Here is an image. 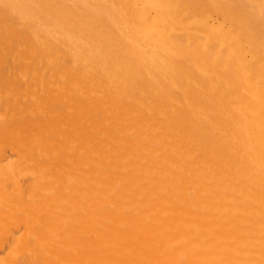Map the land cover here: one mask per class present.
I'll return each instance as SVG.
<instances>
[{
	"label": "bare ground",
	"instance_id": "bare-ground-1",
	"mask_svg": "<svg viewBox=\"0 0 264 264\" xmlns=\"http://www.w3.org/2000/svg\"><path fill=\"white\" fill-rule=\"evenodd\" d=\"M0 7L8 22L16 12L24 30L33 28L27 40L13 35L26 47L31 38L30 52L24 46L31 67L22 58L29 71L15 61L10 75L4 61L18 45L2 39L13 41L14 20L10 37L0 30V82L49 67L67 51L61 60L69 65L49 79L10 83L23 82L18 92L30 100L39 89L53 92L43 93L47 112L50 100L79 102L77 113L67 109L71 123L67 110L52 108L58 113L46 116L40 138L57 169L74 175L66 188L68 176L57 170L64 188L54 190L72 194L61 193V202L69 196L62 203L71 200V210L80 197V205L89 200L87 216L82 205L73 209L82 213L79 231L93 237L89 264H264V0H0ZM37 50L48 57L37 61ZM69 74L75 81L67 84ZM12 90L6 95L21 100ZM46 164L41 187L56 178Z\"/></svg>",
	"mask_w": 264,
	"mask_h": 264
},
{
	"label": "rangeland",
	"instance_id": "rangeland-1",
	"mask_svg": "<svg viewBox=\"0 0 264 264\" xmlns=\"http://www.w3.org/2000/svg\"><path fill=\"white\" fill-rule=\"evenodd\" d=\"M1 11L2 12H0V17L2 18V15H4L5 13H3L4 12L3 10H1ZM15 13H12V14H14L13 15L14 17L17 16V13H16V15H15ZM9 16H10V18H9ZM9 16H7L9 18V22L13 19L14 21H13L12 25L13 26L14 25L15 26L17 25V26L16 27L14 26L15 28L13 26H11V24L8 22V19L7 20L4 19L5 18V15H4L3 16V20L0 19L1 20L0 21V27L1 26L2 27L4 26V27H3V30H2V28H0V30H1V32L3 31L4 34L5 33L6 34H10L9 37L11 36V33H9L10 29L8 28V26L9 27L11 26L13 30H16V31H13L11 29V31H10V32L13 31L12 32V36H11V38H12L11 40H13V41H10V43H9V40H7L8 38H5L6 40L0 38V43H2V45H4V42H1V39H2V40L5 41L6 47H10L9 44H11V43L13 44V46L15 48L17 47V45H18V47L16 48L17 49L16 53L13 52V51L10 52V53L8 52V54H10V55L12 53V55H11L12 59L10 57L8 59V61H6L5 59H2V61L0 62V68H1V66L3 67V65H5L6 62L7 63H6L5 66L6 67L7 66L10 67V68L9 67H7V68L5 67V69L3 68V70H6V72L8 71L7 69H9L7 75H10L9 73H14V71L16 72V70H18V67L19 66H20L19 68L21 70H24V72H26V69H28V71H29V68L31 67L30 66V63H29V61H30V59H29V53H26V52L24 53L25 49H26L27 52L28 51L30 52V49L31 48H27V47H30L31 46V43H29L31 41V38L28 39L29 42H27V41L26 42L25 41L23 42V43H26L28 45L27 47H26V45H23L22 42H20V37H22V35L24 33H25L24 36H25L26 39H22V41L23 40H27V36L28 37L29 36L31 37V34L32 33H30L29 31H27L31 27L27 28V30L26 29L24 30V27L22 28V25L19 24L21 21H18L19 18H20V16H19V18L17 17L18 20L16 18H15L16 19L15 20L13 16H12L13 17L12 18L11 15H9ZM219 21H220L219 16L216 15V14H214V16L211 18V23L212 22L213 23L214 22L217 23ZM15 22H17V23H15ZM5 23L6 24L8 23V24L5 25ZM22 24H23V22H22ZM28 24H31V23H28ZM23 25H25V24H23ZM5 28H8L9 31L6 30ZM32 29L33 28L30 29L31 32H32ZM23 30H24V32L21 34V32ZM25 31L28 32L30 35L27 34ZM1 32H0V34L2 35ZM15 33L17 35H15ZM13 35H15V36H18V35L20 36L21 35V36L19 38L18 37L16 38L14 36L15 37L14 38ZM22 38H24V37H22ZM6 41H8V45H7V42ZM17 42H19V44ZM24 46H25V49H24ZM20 47L23 48V49H21ZM15 48H13V50ZM38 48L41 49L39 46H37V48L34 47V50L35 49H38ZM18 49H20L21 52H18ZM7 50H8V48H7ZM11 50H8V51H11ZM17 52L20 54V56L16 55ZM36 52L39 53V54H37V57L41 56V54H40L41 52L39 50H37ZM63 52H65L64 55H63ZM63 52H62V54H61V56L59 58V60H60L59 62L58 61H55L57 58L56 59L54 58L53 59L54 61H52V63L50 64L51 66L48 67L47 63L46 64H43V65H45L44 66L45 69L42 68V66H43L42 64H40V67L38 68L37 65H39V64H36L35 61H34V63H35L34 64V67L38 68L39 70L42 69V70H40L41 73L40 72H36V71H39L38 69H35L36 71H34L33 69H31L33 72L30 71L31 73L27 72L29 74L27 75L25 73L26 76L24 75L25 79L27 78L26 80L24 79V77L22 75V77H20V78L17 77V81L19 79L21 80V78H23V82L24 81H25V83L28 82L27 85H29V84L32 83L31 81H33V83L34 82L37 83L36 81H34L36 79H40V78L42 79L43 77H45L46 79H49L51 77V71L52 70L54 71L56 69V71H57V70L61 69L62 68L61 66L62 65H65L66 63H67L66 66L69 65L68 64V60L66 61L67 56H68L67 51H63ZM22 53H24V54H22ZM44 53L45 52L42 50V56L41 57H45L47 55V53L49 55V52H47L45 54ZM65 54H66V59H65V63H64V61L61 60V59H63V57L65 58ZM5 55H7V54L5 53ZM37 57L35 55V58L37 59V61H39L40 57L39 58H37ZM46 57H48V56H46ZM22 58H23V60H22ZM25 58H27V59L25 60ZM36 59H34V60H36ZM3 60H5L4 61L5 63H3ZM13 60H14V62H10V61H13ZM19 60H22V62H23L24 65L26 64L25 62H28L30 67L25 69V66L23 64H21L22 62H20ZM24 60H25V62H24ZM51 60H52V58H51ZM15 61H16V63L19 62V64L17 63L19 65V66L17 65L18 67L16 66ZM48 61L50 63V60H48ZM56 62H58V63H56ZM38 63H40V62H38ZM13 64H14V66H13ZM15 66H16V69H13V68H15ZM66 66H64V67H66ZM10 69H11V71H10ZM6 72H5V74H6ZM16 73H18V72H16ZM16 73L13 74V75H16ZM39 74H40V77L38 76ZM74 74H75V72H74ZM11 76H12V74H11ZM37 76H38V78H37ZM68 77H70V79H71L72 77H74V75H72V77H71V75L70 76H67V79L65 78L64 81L67 84H68L69 81H71ZM10 78H11V80L9 81V83L7 82L8 80H5V82L8 83V85L10 84L11 86L9 85L10 88H7L8 86L7 87H4L5 90L3 89V86L6 83H3L4 79L3 80L1 79L2 81L0 82V85L3 83L2 84L3 86L2 85H1L2 87L0 86V90H4V92L3 91H0V92L2 93V96L3 95H6V90H11V87H12L13 88L12 92L13 93L15 92L18 95L19 99H21V100H13V98L11 97V94L12 93L10 94V96L9 95H6L7 96V99L9 97L8 100H6V98H5L6 96H4V98L0 100V264H77V263L78 264H87L90 261L89 260V257H91V255H92V254L90 255L91 251L89 252V250H92V246H91V244L90 245L88 244V241L87 240H89V239L92 240L93 237L92 238L89 237V233H88V235H86L87 233L85 232L86 231L85 229L83 230L84 232L83 231H79V230L82 229V227H81V224L82 223L79 224L80 222L83 221V219H82L83 217L82 218L80 217V216H82V213L80 214L78 212V217L76 215L77 213H74V211H76V210H78V209L81 208V205L84 202H82V198L81 197H80L81 198L80 199L79 196H75L73 194L74 196L73 197L71 196V198L74 199V197H78L79 198V201H77L78 199H76V200L74 199L75 201L72 200L74 202V204L77 201L76 202L77 203L76 204L77 209L76 210H73V209L76 208V206L75 207L73 206V209H71V210H73L72 211V216L69 215L71 213V210L69 209V206L72 207V205H73V204L72 205L70 204L71 203V200H69L70 202L67 200V204L68 203L70 204V205L68 204L69 206L66 205V203L65 204H63V203L72 194L71 193L69 194V192L66 191V193H68L69 196H66V198L63 197L64 198L63 199L64 202L62 201L63 202L62 203L61 202L62 199L61 200L59 199L61 197L62 191L59 192L57 189H55L56 190L55 191L54 188H58L59 187L58 189L61 190L62 188L66 187L67 184H68V186H70L69 184H73V182H74L73 181L74 175L71 173L73 175L72 176L70 173L67 172V170H66L67 167H65V170H66L67 173L65 172V170L63 171V169L58 168V169H60V172L62 173V174L59 173L61 175V177L63 176V174H65L64 177L65 176H68V177H65L64 181L62 180L63 177L61 178V180L63 181L62 183L58 181L59 178H60V175L57 174V172H59V171H57L58 170L57 167H56L57 165L55 166V164H56L55 162L56 161L53 163L54 159L52 160L51 157H48V156L46 157V155H45L47 153V151L50 150L49 148L51 146H48L47 148H45L46 147L45 146L46 144H42L41 143L43 141V139H41L43 136L40 135L42 133V132L40 133V127H43V129H44L45 127L43 125H45V124L43 122H45V123L47 122V119H46L47 117L46 116H48V120L50 121L51 118H49V117L51 115L53 116L54 113L60 112L61 114L63 113L64 115H67V113L69 112L68 110H70L72 113L75 114V112L77 113V111L79 110V108H78V105H79L78 103L79 102L77 103V102H75L76 100H74L75 104L77 103V105H73L74 102H72V104L71 103L67 104L68 103L67 101L66 102H64V101L61 102V100H60V102H59V100L58 101H54V100H50L49 101L48 100L49 101L48 104H51L52 101L54 103L52 102L51 105H54L55 104L54 105V108L51 107V106H49V105L48 106L51 109L53 108L52 109L53 111H58V112H54L53 113L51 111V109H49L48 107H47L48 112L47 111H44L45 109H43V107L46 108L44 106L45 105L44 103L46 102V100L44 98L46 96L47 97L48 96L50 97V95L53 92H49L47 90L48 93L50 94L49 95L46 92V90L44 91L42 89H39L38 92L36 91L37 94H35V96H34L35 98L33 97V99L30 100V99H28L24 95V93H21L20 94L18 92V91H22L23 90L21 88L22 86H19L23 82L22 83L20 82V84L17 83V85L14 84V83L11 84L10 82L13 81V79H12V77L9 76V79ZM73 79L74 78H72V80ZM14 81L17 82L16 80H14ZM74 81L75 80H73V82ZM102 81H104V80H101V83H102ZM33 83H32V85H34ZM70 84H71V82H70ZM15 86L16 87L18 86L19 88H16ZM23 86H25V84ZM104 86L107 89V91L105 90V92L108 93V91L110 90V88H109L110 86L107 85V83L105 85L103 83V87ZM106 86L109 88V90H108V88ZM53 87H55V86H53ZM48 88L51 89L52 87H48ZM52 89H54V88H52ZM51 91H53V90H51ZM44 92H46V94ZM1 93H0V96H1ZM43 93L46 96H44ZM67 94L70 95V92L68 91ZM43 100L45 102H43ZM41 102L44 105H41ZM40 105L43 106V107L41 108ZM36 106L38 107V109L35 108ZM55 108H56V110H55ZM42 109H43V111H42ZM65 111L67 113H65ZM71 112L68 113L69 117L66 116L67 122H69L70 121V118L73 117V115H70ZM2 113H3V115H2ZM2 117L3 118H6V120L5 119H2ZM43 118H44V120H43ZM8 119H9V122H8ZM52 119H54V118L52 117ZM71 122L72 121H70V123ZM42 123H43V125H42ZM84 124H86V123H84ZM88 124H90V123H88ZM91 125H85V127H84V125H82V126L87 131H89V130L92 129V128L90 129V126ZM38 133H39V136H38ZM6 134L8 135L7 138L4 136ZM18 134H19V136H18ZM43 145H44V147H43ZM42 147L45 150L47 149L46 153H44L45 150ZM51 150H52V148H51ZM42 154L45 156L44 158L45 159H48V160H45L42 157L43 156ZM27 158L30 159V160H28ZM50 160H51V164H49L50 167H51V165L54 166V168L52 167V169H50V170L53 171V175H56V178H55V176H52L53 177V182L50 183V184H46V186L44 184L43 187H41L42 185H39L40 182L37 181V180H39V177H37V176H39V174H40V171L39 170H41V168H42V171L41 172H43V169H44L43 166L45 168L49 167L47 164L45 166V163H50ZM41 163H43V164H41ZM60 163H62V162H60ZM49 175H50V173H49ZM51 175H52V172H51ZM57 175H59V178H57ZM57 181H58V184L61 183V186L63 184L64 187L60 188V186H58L57 184H55V183H57ZM64 183H66V185ZM51 184H52V186H50V188L51 187L52 188L54 187L53 184H55L56 187H54L53 189L52 188L49 189V185H51ZM17 185H19V186H17ZM35 186L38 189L41 187L40 190L38 191V189ZM17 187H20V189L19 188L16 189ZM21 187H22V190H21ZM47 187H48V189H47ZM70 188H71V186H70ZM45 189H47V190H45ZM39 192H41L42 194L40 193L41 195H39ZM44 193H45V195H44ZM47 193L50 194V196H51V194H53L51 197H55L57 199V200L55 199L54 202H57V203L59 202L58 204H60V205L63 204L62 206H64V207L66 205L65 208L63 207L64 210L61 209L62 210L61 211L59 209L61 207L60 205H59V207H56V205H58V204L57 203L56 204L53 203L52 200H54V199L50 200L52 202V203H50L48 201V199H47V198H49V196L46 197L47 196L46 195ZM54 193L56 195H59V197L57 198L56 196H54ZM58 193H60V194H58ZM66 193H64V194L62 193V195L65 196ZM34 196L37 198V200H36V198H34ZM13 197H15L20 202H18L15 198L13 199ZM43 199H45V200L47 199V200L44 201ZM39 200H41V201L43 200L42 201L43 204L40 203L41 201L39 202ZM85 200L86 199H84V201ZM32 202H34V203H32ZM44 202H45V204L46 203H48V204L50 203V205L51 204H54V206L56 207V209L54 210V207L52 209V207L50 205H47V204L45 205ZM79 202L82 203V204L80 205ZM88 202H89V200L87 199V201L85 202V204L87 205ZM38 203H39V205H38ZM13 204H14L15 207H13ZM31 204H32V206H31ZM85 204L82 205L83 209L82 208L81 209H82L83 214L85 213L86 216H87L88 215L87 214L88 211L86 209H84ZM36 205L38 206V208H37ZM41 205H43L42 206V209L44 211L41 209L42 213L40 214V212H41L40 211V208H41L40 206ZM35 206H36V208H35ZM47 206L51 207V209H50L49 212H48V208L49 207H47ZM116 208L118 209V206H116ZM34 209H37V210L33 211ZM68 209L70 210V212H69ZM58 210H59V212L57 214V212H55V211H58ZM35 212L36 213L39 212V215H38V213L36 214ZM44 212L45 213L47 212V213L45 214ZM54 212H55V214H54ZM62 212H64L63 215L61 214ZM64 214H66V215H64ZM73 215H74V218H73ZM75 218L77 219V222H76ZM78 218H80V219H78ZM38 219H39V221H38ZM69 219L70 220H73V221H70ZM81 219H82V221H79ZM40 220L42 221V224H41ZM84 220H86V219H84ZM37 222L39 224H37ZM71 222H73V225H72ZM86 222H87V220H86ZM86 222L83 223V224H86V226H88V224H87L88 222L87 223ZM74 225L75 226L76 225H79V227L76 226L78 228V230H77V228L75 229V226ZM73 226H74V228H72ZM70 227H71V229H70ZM67 228L70 229V230H68ZM81 232H82V234H81ZM90 235L94 236L93 233H90ZM90 240H89V242H91ZM71 241H73V242H71ZM88 247L91 248V249H89ZM79 249H82L81 250L82 252ZM78 250H79V252H78Z\"/></svg>",
	"mask_w": 264,
	"mask_h": 264
}]
</instances>
